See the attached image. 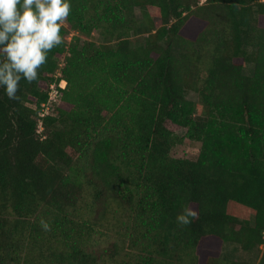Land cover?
Listing matches in <instances>:
<instances>
[{"label":"trees","instance_id":"16d2710c","mask_svg":"<svg viewBox=\"0 0 264 264\" xmlns=\"http://www.w3.org/2000/svg\"><path fill=\"white\" fill-rule=\"evenodd\" d=\"M71 4L38 79L15 99L0 88V264H255L219 246L264 244V0ZM94 30L103 43L81 44ZM63 55L67 87L41 139L32 105ZM168 121L202 143L196 160L172 156ZM185 206L197 215L181 225ZM103 217L123 239L96 252Z\"/></svg>","mask_w":264,"mask_h":264},{"label":"clouds","instance_id":"9594fccd","mask_svg":"<svg viewBox=\"0 0 264 264\" xmlns=\"http://www.w3.org/2000/svg\"><path fill=\"white\" fill-rule=\"evenodd\" d=\"M71 8V0H0V88L9 99L17 98L22 79H38L50 50L63 42L61 28ZM196 215L185 206L176 219L187 225ZM40 223L50 227L44 219Z\"/></svg>","mask_w":264,"mask_h":264},{"label":"rangeland","instance_id":"374dc122","mask_svg":"<svg viewBox=\"0 0 264 264\" xmlns=\"http://www.w3.org/2000/svg\"><path fill=\"white\" fill-rule=\"evenodd\" d=\"M205 0H201V4L204 3ZM136 14L138 18H142V11L140 8H136ZM157 25L160 26L161 22L159 19L156 20ZM72 29V28H71ZM69 26H67V36L71 39L75 36H78V32L73 29L71 30ZM147 35H143L140 37H133V46L138 45H144L146 42ZM91 41L95 44H102L103 38L101 37L100 33L97 30H94L91 35L88 38L81 37L80 42L81 44L83 41ZM253 64L248 63L245 64V72L247 74H251L253 71ZM187 98L189 100H197V95L194 92H189L187 94ZM167 127L176 135L180 141L172 148L171 154L175 158H186V159H192L196 160L200 154L202 143L198 140H192L186 136L187 129L185 127L178 126L170 121L167 122ZM84 218L88 221V215L92 220L97 218L100 213L96 212L95 214H88L84 213ZM114 217H106V219L103 217L102 220H100L99 227H96L95 231L92 233V240L90 241L91 249H93L96 252L104 251L108 248H111V246L118 242L120 239H123L122 229L118 232L116 225L119 223H115V221H110ZM108 220V221H107ZM212 245H216V242L211 241ZM220 244L218 243L217 247ZM220 254L222 258L227 260H236V261H249L253 262L255 264H259L263 253H264V244L259 245V247H255L251 250H245L241 247L240 244L234 243V242H225L219 246ZM214 252V249L212 246H208L205 253ZM203 263L205 261V257L202 259Z\"/></svg>","mask_w":264,"mask_h":264},{"label":"built area","instance_id":"2783aa9c","mask_svg":"<svg viewBox=\"0 0 264 264\" xmlns=\"http://www.w3.org/2000/svg\"><path fill=\"white\" fill-rule=\"evenodd\" d=\"M67 41H71V38L68 36ZM65 65L66 60L65 55H63L59 60L58 67L53 75L54 80L47 87V99L40 104L32 105V108L37 113V134H39L41 139L46 138L44 119L49 116H57V107L60 105L63 97V91L67 87V80L64 78L63 73Z\"/></svg>","mask_w":264,"mask_h":264}]
</instances>
